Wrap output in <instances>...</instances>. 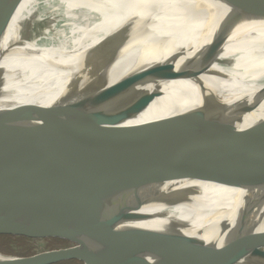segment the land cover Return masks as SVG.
Masks as SVG:
<instances>
[{
	"label": "water",
	"instance_id": "1",
	"mask_svg": "<svg viewBox=\"0 0 264 264\" xmlns=\"http://www.w3.org/2000/svg\"><path fill=\"white\" fill-rule=\"evenodd\" d=\"M5 1L0 0V15ZM212 1L222 8L214 18L213 32L200 37L194 48L179 49L166 70L121 97L107 101L90 85L97 101L92 110L86 111L81 103L77 113L71 112L64 96L58 110L0 115V227L57 235L80 244L41 258L20 259L33 264L72 257L86 264H238L239 260L264 264V201L257 200L259 195L264 197V140L251 162L254 176L246 180L229 161L223 145L212 142L217 150L215 161L208 167H196L194 173L201 180L225 186L229 205L222 204L224 197L199 195L190 206L200 201L203 208L215 213L204 224L179 216L170 225L155 221L138 228L134 232L141 235L134 237L131 232H119L118 220L155 219L153 214L137 212L143 205L112 207L95 219L76 207L137 189L155 194L144 181L171 142H183L196 159L198 146L189 134L200 123L208 124L201 120L207 106L226 99L264 105L261 78L254 77L259 84H253L258 86L245 90L243 87L251 85L242 86L244 82L229 73L231 59H221L227 44L245 38L252 30L264 29V0ZM27 25L50 39L72 36L70 29L52 30L36 19H29ZM140 28L135 25L114 37L106 36L89 48L119 51L140 39L136 37ZM179 80L194 85L195 105L158 119L129 123L165 95L164 85ZM236 209L249 211L231 221ZM157 230L165 231V236L159 238ZM150 231L154 235L142 236ZM249 239L256 242L253 247L238 248L242 240Z\"/></svg>",
	"mask_w": 264,
	"mask_h": 264
},
{
	"label": "bare ground",
	"instance_id": "2",
	"mask_svg": "<svg viewBox=\"0 0 264 264\" xmlns=\"http://www.w3.org/2000/svg\"><path fill=\"white\" fill-rule=\"evenodd\" d=\"M2 7L0 115L58 110L64 96L70 103L69 111L77 113L81 103L89 111L97 106L90 85L103 99L113 101L166 70L179 49L194 48L200 37L210 35L222 10L212 0H6ZM29 19H36L52 30L70 29L72 36L64 34L59 40L42 36L29 28ZM135 25L141 27L136 36L140 39L131 45L107 52L89 48L106 36L114 37ZM221 59H231L233 66L229 73L235 79L240 78L242 86L251 85L243 87L245 90L258 86L253 84H259L254 77L264 83V29L252 30L245 38L227 44ZM215 67L222 66L215 64ZM194 89L190 82L181 80L164 85L165 95L129 123L158 119L195 105ZM201 120L208 124L200 123L189 134L198 146L196 159L183 142L173 141L145 178V184L155 194L131 190L119 196L78 203L77 209L87 218L95 219L112 207L143 205L138 213L157 217L118 220L119 232H131L134 237L141 235L140 231L134 232L136 229L155 221L170 225L183 216L195 224H204L214 218L215 213L203 208L200 201L194 206H190L191 202L201 194H214L215 198L224 197L223 205H229V194L225 186L201 180L194 171L215 161L217 150L212 142L216 141L223 145L241 176L252 179L255 169L251 162L259 155L264 140V105L226 99L207 106ZM202 130L205 137L199 133ZM257 200L264 201V197L259 195ZM249 209H236L230 220L240 219ZM155 233L159 238L166 234L163 230ZM150 235L154 232L142 234ZM241 242L238 248L243 247V251L256 244L251 239ZM25 263L35 262L0 254V264Z\"/></svg>",
	"mask_w": 264,
	"mask_h": 264
},
{
	"label": "rangeland",
	"instance_id": "3",
	"mask_svg": "<svg viewBox=\"0 0 264 264\" xmlns=\"http://www.w3.org/2000/svg\"><path fill=\"white\" fill-rule=\"evenodd\" d=\"M80 244L73 239L47 234H35L0 227V253L41 258L59 250L73 249ZM52 264H86L81 258H66Z\"/></svg>",
	"mask_w": 264,
	"mask_h": 264
}]
</instances>
